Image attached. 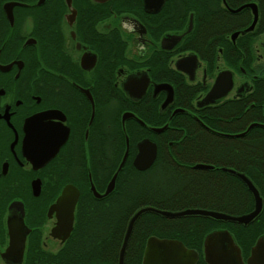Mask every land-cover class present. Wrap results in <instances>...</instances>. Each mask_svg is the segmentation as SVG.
I'll return each instance as SVG.
<instances>
[{
	"label": "flooded vegetation",
	"instance_id": "flooded-vegetation-1",
	"mask_svg": "<svg viewBox=\"0 0 264 264\" xmlns=\"http://www.w3.org/2000/svg\"><path fill=\"white\" fill-rule=\"evenodd\" d=\"M222 75L230 89L206 103ZM262 79L264 0H0V264L62 262L80 205L97 227L115 211L126 213V162L134 149L136 169L143 139L155 144L156 156L140 172L159 152L179 158L178 167L225 172L203 159L220 142L200 138L224 134L207 123L226 122L218 112L227 101L255 100ZM130 124L138 132L133 146ZM124 154L113 189L95 196L91 186L104 194ZM189 175L204 182L207 196L211 177ZM73 202L64 238L53 230ZM206 236L200 250L178 240L197 252L194 264H208ZM231 237L228 249L237 248L245 263L254 244L245 254ZM122 240L116 253L108 246L95 254L93 264H119ZM146 240L140 252L128 240L121 264H142Z\"/></svg>",
	"mask_w": 264,
	"mask_h": 264
},
{
	"label": "trees",
	"instance_id": "trees-1",
	"mask_svg": "<svg viewBox=\"0 0 264 264\" xmlns=\"http://www.w3.org/2000/svg\"><path fill=\"white\" fill-rule=\"evenodd\" d=\"M260 83L261 93L255 100L246 97L241 100L240 105L233 101L225 103L222 112H218L226 121L221 126L212 119L207 123L213 130L224 134L206 132L200 138L214 144L220 142L217 147L208 146L209 153L203 158L205 162L244 173L258 188L263 200L260 215L252 223L242 226L202 217L167 219L153 213H144L133 226L129 239L131 246H138L140 252L146 238L156 236L177 239L186 247L200 250L206 234L225 228L247 254L256 239L264 235V128L253 127L241 136L234 134L244 131L252 122L264 123V79ZM251 103L252 106L249 105ZM236 114H239V118ZM135 126L130 124L127 127L131 146L138 139ZM184 151L188 153L189 150L186 148ZM133 153L134 149L126 162V213L115 211L112 219L97 227L91 217L86 219V213L80 211L82 221L79 223L78 219L75 222L70 237L59 251L60 255H65L63 261L55 257L56 259H51V264H93L95 254L107 251L108 246L111 252L116 253L129 217L142 206L171 211L202 207L231 215L244 214L253 209L252 196L244 184L236 177L220 171L221 169L203 172L192 170L187 165L178 167L182 164L179 158L172 156L173 161H169L159 152L154 166L140 172L130 163ZM192 173L211 177L207 182V196L200 189L204 182L193 181L189 175Z\"/></svg>",
	"mask_w": 264,
	"mask_h": 264
},
{
	"label": "water",
	"instance_id": "water-1",
	"mask_svg": "<svg viewBox=\"0 0 264 264\" xmlns=\"http://www.w3.org/2000/svg\"><path fill=\"white\" fill-rule=\"evenodd\" d=\"M255 21L248 27L246 30L248 31L253 27ZM230 77H224V75L219 76L211 88L210 92L205 98V102H212L214 98H217L221 95H224L230 89ZM133 87L129 90L126 87V94L133 95ZM133 118L137 119L133 114L126 112V119ZM138 120V119H137ZM140 122V120H138ZM141 123V122H140ZM253 127H262L264 128L263 123L254 122L251 123L243 132L236 134V136H241L247 133ZM153 131H158L159 129L152 128ZM228 136H232L226 134ZM128 154V139L126 137V157ZM156 156V146L153 142L148 139H143L137 143V153L133 160V165L137 170L147 169L151 163L154 161ZM125 158V154L120 162V165L113 175L111 180L109 181L106 191L102 195H97L93 186H91V190L94 192V195L97 197H101L109 193L114 186V179L121 168ZM194 168L200 169H213L212 165L206 164H196ZM223 170L238 180H240L248 192L251 194L253 199V209L250 212L240 214V215H231L225 212H220L216 210L204 209V208H186L181 210H164L159 209L152 206H142L139 207L128 219L126 228L123 235V240L121 243V247L119 250V261L121 264L122 256L125 251V247L130 238L133 226L137 219L144 213H153L159 215L163 218L173 219V218H183V217H202L209 218L211 220L219 221V222H231L240 224L242 226H247L252 223L261 213L263 208V200L260 195L258 188L254 185V183L244 174L238 172L232 168H223ZM73 188V187H66ZM73 205L74 202L70 205V208L66 212V216L62 218H58V222L56 227L54 228V232L60 230L64 232V238H67L72 230V222H73ZM58 203L53 206V208H57ZM234 245L233 239L230 233L226 230L217 231L212 234H208L205 237L204 245H203V255L204 259L208 264H264V235L260 236L254 245L250 249V253L246 262L243 263L240 259L238 249L236 248V253L232 254V252L228 249V246ZM156 254H159L156 256ZM142 264H152L153 261L156 264H194L198 258V254L194 250L187 249L180 241L175 239H158L156 237H149L146 240L144 254H143Z\"/></svg>",
	"mask_w": 264,
	"mask_h": 264
},
{
	"label": "rangeland",
	"instance_id": "rangeland-1",
	"mask_svg": "<svg viewBox=\"0 0 264 264\" xmlns=\"http://www.w3.org/2000/svg\"><path fill=\"white\" fill-rule=\"evenodd\" d=\"M85 198H86V196H83V198L82 199H84L85 200ZM123 204H125V200H123V203H122V205ZM83 212L84 214L86 213V210H85V208H84V206L83 205H80V206H78V208H77V215H76V223L78 222V219H79V223L82 221V220H80V218L82 217V215H81V212ZM80 216V217H79Z\"/></svg>",
	"mask_w": 264,
	"mask_h": 264
}]
</instances>
